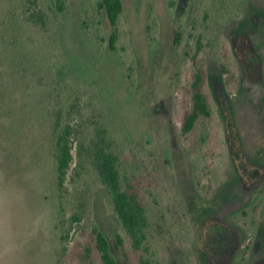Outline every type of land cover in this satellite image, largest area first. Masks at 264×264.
Instances as JSON below:
<instances>
[{
	"label": "rangeland",
	"instance_id": "rangeland-1",
	"mask_svg": "<svg viewBox=\"0 0 264 264\" xmlns=\"http://www.w3.org/2000/svg\"><path fill=\"white\" fill-rule=\"evenodd\" d=\"M24 2L0 0V180L24 192L36 226L0 264H57L52 127L72 104L80 132L95 122L113 129L121 173L136 174L145 196L158 264H264V0H122L114 51L100 0H67L62 12L38 0L49 17L44 30L24 22ZM202 36L204 52L192 59ZM202 59L212 116L180 139ZM71 153L63 209L71 213L84 185L90 199L84 229L69 236L68 264L77 262L74 239H88L92 225L118 264H138L141 252L122 233L105 189L89 168L76 175L75 144Z\"/></svg>",
	"mask_w": 264,
	"mask_h": 264
},
{
	"label": "trees",
	"instance_id": "trees-1",
	"mask_svg": "<svg viewBox=\"0 0 264 264\" xmlns=\"http://www.w3.org/2000/svg\"><path fill=\"white\" fill-rule=\"evenodd\" d=\"M37 2L38 0H25V10L22 16L25 23L44 30L48 26L49 17L44 10L37 6ZM52 2L55 8L62 12L65 9L67 0H52ZM97 8L103 12L108 26L112 29L109 35V48L114 51L117 38L115 28L122 12V0H100ZM203 37L196 40L192 59H196L199 53L204 52ZM180 39L181 34L177 32L173 41L175 47L179 46ZM208 39L210 46L214 44L208 51L215 53V43L212 36H209ZM193 70L188 89L190 104L183 115L179 129L180 139L190 135L200 123L209 120L213 111L205 89L204 59L198 61ZM74 113L79 115V111L74 104L69 107L64 118L61 117L60 112H57L52 127V154L55 173V182L52 185V192L55 194L53 207L58 215L57 228L60 241L57 264H68L70 259L69 236L74 232L80 233L84 229L81 227V222L84 220L85 208L90 199V195L86 192L89 188L84 185V187L76 189L73 195L74 202L72 203L71 213L67 215L63 209L61 198L63 194L68 193L66 179L72 162L71 150L73 144L76 146L78 156L76 175L78 176L85 168H89L95 174L100 185L105 189L122 233L129 240L132 250L141 252L138 264H158L153 259V254L150 253L148 237L152 226L145 205V196L141 193L136 174L131 173V176H129L127 173H121L120 147L117 144L113 129L107 123L95 122L91 131L80 132L77 125L71 124V116ZM153 178H155V181H153L155 186L162 185L161 179L157 177V171H153ZM145 192L148 194L147 190ZM204 194H207V192ZM154 201L158 204L156 198ZM256 208L257 204L251 206L250 210H243L241 214L247 216L249 212H256ZM88 236L89 238L82 242L74 239L73 253L78 252L76 254V264H118L110 252L107 239L96 226H91ZM115 241L123 257L128 260L122 235L117 233Z\"/></svg>",
	"mask_w": 264,
	"mask_h": 264
},
{
	"label": "clouds",
	"instance_id": "clouds-1",
	"mask_svg": "<svg viewBox=\"0 0 264 264\" xmlns=\"http://www.w3.org/2000/svg\"><path fill=\"white\" fill-rule=\"evenodd\" d=\"M0 180V257L16 252L21 238L36 226L23 191H10Z\"/></svg>",
	"mask_w": 264,
	"mask_h": 264
}]
</instances>
